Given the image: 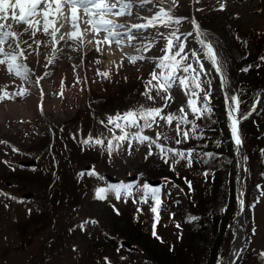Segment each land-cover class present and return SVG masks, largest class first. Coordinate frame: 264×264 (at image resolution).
I'll return each instance as SVG.
<instances>
[{
  "label": "rangeland",
  "instance_id": "obj_1",
  "mask_svg": "<svg viewBox=\"0 0 264 264\" xmlns=\"http://www.w3.org/2000/svg\"><path fill=\"white\" fill-rule=\"evenodd\" d=\"M147 7L151 8L152 5ZM218 7L217 0H179L173 12L178 17L188 18L179 26L181 32H191L192 19L199 22L208 32L209 40L214 43L218 57L223 62L222 66L225 77L230 81L231 92L237 94L236 84L238 81L242 82L240 87L245 89L243 109L247 111L255 94L264 88V60L260 59L264 57V0H225L224 10H215ZM140 14L151 15L145 11H141ZM155 31L156 29H149L144 35ZM159 31L167 33L170 29L159 26ZM164 43L163 40L159 41V47H163ZM187 43L189 47L186 51H200V45L194 38L189 37ZM62 46L63 42L57 45V47ZM131 50L135 54L129 53L128 56L149 55V53L137 52L135 48ZM40 51L43 55L39 57V63L35 52L27 60H23L35 73L30 77L31 80L43 76L46 71L52 73L45 77L39 86L28 87L27 82L16 77L14 73H9L12 79H0V95L6 92L13 93L16 85L18 92L24 88H28L29 92L23 97L21 107L15 106L13 100L0 101V141H4L0 143V264H106L105 257L110 264H149L146 258L148 256L141 248L154 250V244L159 245L156 241L157 237L153 235L154 230L157 236L163 238L168 248L170 243H174L172 251H168L163 245L161 249L156 248L157 257H168L177 263H179L177 259L183 262L188 260L186 252L184 253L185 249L175 246L178 234L181 232L180 227H176L179 224L180 213L187 203L194 202L186 195L185 178L188 180L189 176L193 177L196 187V193L193 194L197 198V203L201 202L210 193L216 177L217 181L220 180L221 162H219V172L211 171L205 179L206 176L193 175L195 158L191 168L186 167V161H181L176 165V170L172 171L168 164H163L155 148L153 150L156 154L146 161L144 159L146 146H140V150L133 151L130 157L121 152L118 156L108 158L106 152L82 143L88 134L93 137L103 134L104 137L111 138V133L99 123L100 120H104L107 124V117L114 116L117 112L123 114L128 110L139 108L141 104L145 107L152 106L151 102L146 101L140 93L144 91V81L150 79L149 73L153 70L154 63L137 61L133 65L125 58L119 70L117 65H120L121 60L109 70L110 62L95 50L85 61H81L79 49L77 51L67 49L66 55L46 69L44 65L47 64V56L51 54V48L42 47ZM151 54L162 55L158 48L153 49ZM96 59H100L101 63L97 64ZM77 62L80 63V67L74 69L72 65ZM190 62L194 63V61ZM203 63L205 73L202 79L212 93L213 79L218 77L215 76L209 60L204 59ZM66 66L70 67L66 68ZM194 66L198 67L195 64ZM0 69L8 73L5 66L0 65ZM97 69L100 72H109L110 77L105 79L98 76ZM64 70L74 73V78H69L71 81L69 80L67 87H71L72 92L81 90V95L84 90L86 94L91 95L87 81L90 84L93 82L98 84L100 81L99 97L95 101L90 97L89 105L93 106L82 107L84 112L78 117L70 114L52 115L49 112V110L53 112L59 110L55 101L61 92L58 78ZM142 70L148 75L146 79L136 76ZM77 76L81 77L79 84L76 83ZM116 87L121 90L122 97L118 101L115 98L107 99L109 95L115 97ZM213 95H217V92L214 91ZM172 96L174 103L171 105V110L175 111L181 105L186 106V96L179 86H174ZM34 101L43 103V111L40 110V115L30 121L29 106ZM64 107L65 105H62V108ZM114 108L118 111L113 110ZM185 110L188 111L187 107ZM240 113L243 112L240 110ZM212 117L211 114L210 118L197 123L204 124ZM189 118H192L191 115ZM243 123H245L243 129L247 140L255 135L256 140L253 145L263 147V150H255L245 144L242 131L244 141L241 148L242 160L244 165L248 166L249 170L245 173V177L248 174L252 188V193L245 195L254 197L258 191L256 186L258 184L264 186V138L260 137L264 135V103L257 118L245 120ZM165 130L170 136L175 135V132L167 127ZM115 132L117 135L120 134L118 129ZM154 132L155 129L145 130V134L150 136L154 135ZM60 134H64L65 137H61ZM74 135L77 139L72 138ZM223 135V132L219 131L215 140H219ZM192 141L193 139L187 144L178 146L191 148ZM136 147L133 142V148ZM13 148L18 151H13ZM232 156L235 185L236 157L234 153ZM209 164H205V167H209ZM245 166L244 172H246ZM12 168L15 170H10ZM93 171L99 175H89ZM169 173H172L178 182L164 177V175L172 177ZM135 174L140 179L127 180V177ZM100 176L104 179L101 180ZM109 177L115 182L109 181ZM120 182H130L134 185L147 182L150 186L161 189L160 220L155 229L154 215L150 211L152 202H133V199L138 200L142 193L134 191L133 197L128 198L126 202L115 200L114 197H110L107 201L95 198L97 187ZM5 204L8 205L7 208ZM113 204L119 209V215L113 211ZM138 208L143 211L137 212ZM251 215L254 228L251 227L250 237L247 236L245 218L242 222L243 243L247 242V247L239 259V264H264V257L259 255L264 252V197L259 196ZM93 220L96 221L95 224L91 223ZM234 220H231L233 234L229 246L225 247L222 264L234 242ZM84 221H88V224L82 231L78 226ZM127 233L137 239L140 250L128 242ZM199 235L202 234L195 232L190 235L192 245L190 248L187 247V251L192 249L202 255L200 252L202 238ZM183 237H187L186 232ZM149 239L154 244H151ZM225 244L228 242L226 241Z\"/></svg>",
  "mask_w": 264,
  "mask_h": 264
},
{
  "label": "snow or ice",
  "instance_id": "obj_2",
  "mask_svg": "<svg viewBox=\"0 0 264 264\" xmlns=\"http://www.w3.org/2000/svg\"><path fill=\"white\" fill-rule=\"evenodd\" d=\"M178 2L179 0H0V65L5 66L8 73H14L16 77L27 82L28 87L39 86L41 81L52 73L46 71L43 76L31 80L30 77L35 73L23 60H27L35 52L37 63H39V57L43 55L40 51L42 47L51 48V54L47 56V64L44 65L47 69L66 55L67 49L85 51L89 45L94 44L96 53L103 55L104 47L111 49L115 44L123 53L117 70L125 58L133 65L137 61L154 63V68L149 73L150 79L144 81V91L140 93L146 101L151 102L152 106L145 107L141 104L139 108L128 110L123 114L117 112L114 116L107 117V124L104 120H100L99 123L111 133V138L104 137L103 134L97 137L88 134L82 143L106 152L108 158L118 156L121 152L130 157L133 151L140 150V146H146L147 151L144 154L146 161L156 154L153 150L155 148L158 150L161 161L168 164L172 171L176 170V165L181 161H186V167L189 168L192 167L194 158L197 162L204 160L206 163L207 160L204 158L212 159L214 153L198 152L196 148L170 147L167 143L187 144L192 139H202L204 136L202 126L197 121L210 118L213 112L210 90L202 79L205 73L204 59L209 60L215 67L216 73L221 77V83L225 86V99L229 102L231 137L238 149L244 143L240 122L247 119L248 113H240L241 100L237 94L231 92L230 81L223 74V62L218 58L213 44L209 41L208 32L202 30L195 19L190 21L195 35L193 32L180 31L179 26L188 18L174 15L173 10L178 6ZM217 3L219 7L215 10L223 11L225 0H217ZM166 4L167 7H165ZM148 5L152 7L149 8ZM141 11L151 15L141 16ZM66 25L67 29L61 32L60 29L65 28ZM159 26L170 31L161 32ZM149 29H156V31L144 35V32ZM86 36L92 38L86 39ZM189 37H193L198 42L199 52L186 51L189 47L187 43ZM161 40L165 41L163 47H159ZM61 42L63 46L57 47ZM125 47H132L137 52L149 53V55L128 56L123 52ZM157 48L162 55L151 54L153 49ZM68 58L71 60L70 56ZM260 59L264 60V57ZM96 63L100 64L101 60L96 59ZM72 66L74 69L78 68L80 63L77 62ZM97 75L105 79L110 77L109 72H100L99 69H97ZM84 79L86 80V77ZM80 82L81 77L77 76L76 83ZM61 85L63 87V80ZM174 86H179L186 96V106L181 105L175 111L171 110V105L174 103L172 96ZM28 94V88L17 93L6 92L0 95V101L14 100L17 96L24 97ZM41 95H44L42 89ZM59 95L63 96L64 93L61 91ZM157 104L159 106H155ZM40 107L43 111L42 105ZM186 107L188 111L185 110ZM166 109L169 110L165 111ZM109 125L111 127H108ZM166 127L174 131L175 135L170 136L165 130ZM116 129L119 130V135L116 134ZM132 129L135 131H131ZM147 129H155L154 137L145 134ZM72 138L77 139L75 135ZM161 140L165 143H161ZM133 142L137 145L135 149ZM12 150L18 151L15 148ZM243 158L247 159V157ZM89 175L98 176L99 174L93 171ZM204 175L208 176L209 173L205 171ZM99 178L104 179L102 176ZM185 182L191 191L192 182L187 178ZM257 189L260 196L264 197V186L258 184ZM134 191L142 193L138 200L133 199L134 203L152 202L150 211L154 215L153 228L155 229L160 220L162 205L160 188L152 187L147 182L135 185L130 182L108 183L97 187L95 198L107 201L110 197H114L115 200L126 202L128 198L133 197ZM237 201L241 210H244L246 202L243 190L237 196ZM5 207L7 208L8 205L5 204ZM112 208L117 215L120 214L114 204ZM142 211L140 208L137 209V212ZM189 219L195 221L198 217L192 216ZM91 223L95 224L96 221L93 220ZM87 224L88 221H84L78 227L83 231ZM176 227L179 228L180 225L177 224ZM153 235L157 239H162L157 236L155 230ZM259 255L264 257V252ZM105 262L110 264L107 257Z\"/></svg>",
  "mask_w": 264,
  "mask_h": 264
},
{
  "label": "trees",
  "instance_id": "obj_3",
  "mask_svg": "<svg viewBox=\"0 0 264 264\" xmlns=\"http://www.w3.org/2000/svg\"><path fill=\"white\" fill-rule=\"evenodd\" d=\"M241 85L242 82L238 81L236 84V92L241 100L239 106L241 109H243L244 106L243 95L245 89L240 87ZM211 86H212L211 87L212 93L210 94H211V107L213 108V112H212L213 117L211 118L210 121H206L204 124H201L204 132V136L202 139H193L192 141L193 145L191 148H196L198 152H211L214 153L215 155L214 158L212 159L204 158L207 160L206 163L204 162V160H201L200 162L195 161V166L193 167V175H201L202 177L205 176L204 175L205 171H207L208 173L211 171L215 173L219 172L218 167H219V162H221L222 169L220 170L221 172L220 180L217 181V177H216V181H214L210 193L201 202L197 203V198L193 194L196 193L194 179L191 176L188 177V181L192 182V190L189 191V188L186 184V195H188L191 198V200L194 201L195 203L194 202L187 203V205L180 213L179 225L181 232H179L178 234L179 237L178 239H176L177 242L175 243V246L177 245L180 248L182 247L185 249L184 253L186 252L185 254L188 260L183 262L182 260L177 259V261L179 262L177 263L176 261H172L168 257H163V258L157 257L155 255V252L157 251L156 248L161 249L163 246H166L167 249L168 246L166 245L163 238L156 239L159 245L157 243H156L157 245H155L154 242L151 239H149L151 240L149 242L151 244H154V250L153 249L149 250L146 247L145 249L141 248L143 253L146 252V255L148 256L146 258L150 262L149 264H221L220 260L225 251V247L226 246L228 247L230 244L232 238V230L230 225H231V220L235 216V209H236L234 184H233V167H232V162L234 160L232 156L233 145L229 130V121L226 118V111L223 109L224 106L223 98L219 90L218 79H213ZM120 91L121 90H116L115 97L109 95V98L107 99L115 98L118 101L122 97ZM214 91L215 93L217 92V95H213ZM118 95H120V97H118ZM91 98H93V101H95L97 96L92 95ZM87 105L89 104L86 102L85 98L81 99V102L76 103L74 107L72 106V108L78 111L76 115H72V116L74 117L80 116V112L81 114L82 112H84L82 111L83 110L82 107ZM113 110L118 111L117 108H114ZM103 112H105V109ZM249 120H253V118L246 119V121ZM244 125L245 123H242V131L244 135L245 144L247 143V145L251 146L255 150L257 149L263 150V147H259L258 145H256L257 147H255L253 145L256 140L255 135L251 136L250 140H247V136L243 129ZM219 131L223 132L224 135L221 136L219 140L216 141L215 136L216 134H218ZM60 136L65 137L64 134H60ZM260 137L264 138V135L263 136L260 135ZM161 142L163 143L164 141ZM168 146H170V144ZM171 147H180V146L171 143ZM163 164L165 165V163ZM205 164H209V167H205ZM10 170L14 171L15 169L12 168ZM247 170H249L248 166H247ZM164 177L170 178L178 182L173 174L172 177L168 175H164ZM207 178L208 176H206L205 179ZM245 185L247 187V193L251 194L252 188H250L249 176H247V179L245 180ZM259 196L260 194L258 190L254 197L253 195L252 197H245L246 208H245L244 216L248 230L247 236L250 235V230L252 229L251 227L253 225L251 224V212L253 208L256 206ZM247 205H251V207H247ZM192 216H196L198 217V219L195 221H190L189 218ZM184 232L187 233V237H183ZM195 232H200L202 234L199 235L202 238L201 240L202 246L200 251L202 252V255L192 249H189L187 251V247L190 248L192 245V238L190 235ZM127 234L128 235L126 236V239L128 240V242H130L133 247L139 248L138 250H140L137 239L133 237L132 234L130 233ZM226 241L228 242V244H225ZM173 245L174 243L169 244L168 251H170L169 250L170 248H173ZM233 264H239V259L235 260Z\"/></svg>",
  "mask_w": 264,
  "mask_h": 264
},
{
  "label": "bare ground",
  "instance_id": "obj_4",
  "mask_svg": "<svg viewBox=\"0 0 264 264\" xmlns=\"http://www.w3.org/2000/svg\"><path fill=\"white\" fill-rule=\"evenodd\" d=\"M58 26V25H57ZM67 25L65 28H61L60 31L64 32L67 29ZM83 27V26H82ZM91 36H86V39H91ZM134 43V42H133ZM132 47H125L123 49L124 53L127 54H135L132 50ZM95 50V45H89L88 48L85 51H81V61H85L88 57L91 56V54L93 53V51ZM132 52V53H131ZM103 56L107 58V61H109L111 63L109 70L114 67V65H117V63L121 60L123 53H121V51H119L117 49V46L115 44L112 45L111 49H108L107 47L103 48ZM70 67V66H66ZM72 71V69H71ZM72 74V76H70ZM73 72L71 73L66 72L65 70L62 72L61 76H59V80H58V85L61 86V91L64 93L63 96H59V98L56 99L55 103L58 104V106L56 108H59L58 112H53L52 110H49V112L52 115H57V114H70V115H76V113L78 112L76 109L72 108V106L74 107L76 103L81 102V99L84 98V95H81V90H78L79 92H72L71 87H67V83L70 82L71 80L69 79L70 77H73ZM136 76L141 77L140 79H146V72H144V70L139 71L137 73ZM0 79H12L9 73L3 72L0 69ZM63 80L64 85L62 87L61 85V81ZM70 80V81H69ZM86 82V81H85ZM73 83V82H72ZM86 84L88 85L89 88V92L92 93V95L97 96L100 93V81L98 82V84L96 82L93 83H88V81L86 82ZM90 84V85H89ZM75 85V83H74ZM80 87V86H79ZM81 89V87H80ZM110 90H114L113 88H110ZM118 90L117 87L115 88L114 91ZM67 91V92H66ZM17 85L14 87L13 89V93H17ZM113 93V92H112ZM111 93V94H112ZM99 97V95L97 96V98ZM24 98L17 96L14 100L13 103L15 104V106L17 107H21V103L23 102ZM90 100V99H88ZM255 102H257V100H255ZM43 103H39L37 101H34L33 103L30 104L29 106V120L31 121L33 118H36L40 115L41 113V105ZM62 105H67L66 108H62ZM43 106V105H42ZM55 108V107H54ZM81 114V112H80ZM238 163L240 164V156L238 155ZM241 179V172L239 170L238 173V180ZM242 228H241V223L238 222L237 226H236V236H235V240H234V246L232 247V249L230 250V252L227 254V256L225 257V262L227 264V262L232 261V259L234 258V256L236 255L241 243H242Z\"/></svg>",
  "mask_w": 264,
  "mask_h": 264
},
{
  "label": "water",
  "instance_id": "obj_5",
  "mask_svg": "<svg viewBox=\"0 0 264 264\" xmlns=\"http://www.w3.org/2000/svg\"><path fill=\"white\" fill-rule=\"evenodd\" d=\"M261 93H264V90H262L261 91ZM248 113V116H254L255 115V113H256V110L254 109H251L249 112H247ZM131 179H135V176H132L131 177ZM240 214H241V207H240V205H239V209H238V217L240 216Z\"/></svg>",
  "mask_w": 264,
  "mask_h": 264
}]
</instances>
